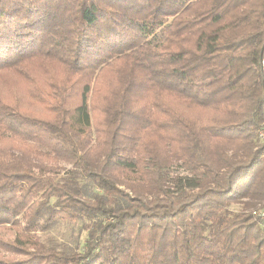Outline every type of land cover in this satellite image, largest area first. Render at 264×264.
Listing matches in <instances>:
<instances>
[{
	"label": "trees",
	"instance_id": "16d2710c",
	"mask_svg": "<svg viewBox=\"0 0 264 264\" xmlns=\"http://www.w3.org/2000/svg\"><path fill=\"white\" fill-rule=\"evenodd\" d=\"M260 132L264 0H0V264H264Z\"/></svg>",
	"mask_w": 264,
	"mask_h": 264
},
{
	"label": "rangeland",
	"instance_id": "374dc122",
	"mask_svg": "<svg viewBox=\"0 0 264 264\" xmlns=\"http://www.w3.org/2000/svg\"><path fill=\"white\" fill-rule=\"evenodd\" d=\"M233 209L237 210L238 208L234 207ZM81 226L82 224L80 223H73V224L62 223L57 227L47 231L45 233V236L51 243L66 244L69 246H74L75 244H78L80 247L79 249H81L86 234L85 231L81 228ZM6 236L10 238L8 234H6ZM0 257H12L14 259L21 258V256H12L9 253L1 250H0Z\"/></svg>",
	"mask_w": 264,
	"mask_h": 264
},
{
	"label": "built area",
	"instance_id": "2783aa9c",
	"mask_svg": "<svg viewBox=\"0 0 264 264\" xmlns=\"http://www.w3.org/2000/svg\"><path fill=\"white\" fill-rule=\"evenodd\" d=\"M259 137H260L261 140L264 141V132H260V133H259ZM257 215H259V216L262 217V216H263V213H258Z\"/></svg>",
	"mask_w": 264,
	"mask_h": 264
}]
</instances>
